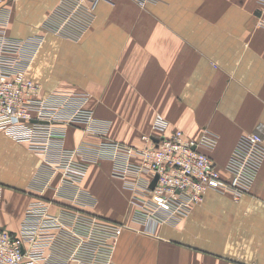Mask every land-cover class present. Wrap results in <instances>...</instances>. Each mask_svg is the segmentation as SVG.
Wrapping results in <instances>:
<instances>
[{"label": "crops", "instance_id": "1", "mask_svg": "<svg viewBox=\"0 0 264 264\" xmlns=\"http://www.w3.org/2000/svg\"><path fill=\"white\" fill-rule=\"evenodd\" d=\"M63 3L2 0L0 30L13 40H39L27 74L42 94L88 93L63 139L67 150L83 147L74 161L86 174L72 186L41 154L0 131V228L18 234L30 204L42 200L66 228L53 231L38 264H98L103 255L83 229L86 219L96 220V232L104 235L120 226L111 238L114 264H264V154L250 189L237 200L208 189L177 223L146 233L134 191L148 197L150 176L114 175L120 158L111 157L108 144L143 146L141 136L160 114L169 130L193 138L213 133L214 146L203 150L228 176L224 167L239 138L264 126L257 1L161 0L141 7L134 0H99L89 28L76 39L54 29L52 16ZM91 119L106 123V132L85 134ZM78 230L80 240L73 235Z\"/></svg>", "mask_w": 264, "mask_h": 264}, {"label": "built area", "instance_id": "2", "mask_svg": "<svg viewBox=\"0 0 264 264\" xmlns=\"http://www.w3.org/2000/svg\"><path fill=\"white\" fill-rule=\"evenodd\" d=\"M98 1L64 0L58 15L52 16L54 29L66 37L79 38L89 28ZM134 1L144 7L161 0ZM256 1L259 5L257 25L264 27V0ZM38 44V39L13 40L0 30V131L16 141L25 142L31 150L42 155L43 163L60 171L64 181L76 186L86 174V166L74 161L83 147L67 150L63 139L66 126L85 106L89 95L68 90L42 94L41 85L27 74L30 56ZM15 47L19 51L12 49ZM107 127L106 123L91 119L83 131L95 136L104 134ZM169 127V121L156 114L150 132L141 136L143 146L108 141L111 157L120 158L113 169L114 175L124 177L145 172L150 176L147 178L148 197H144V190H137L132 184L129 186L136 189L134 198L143 203L137 215L146 233L154 232L162 222L177 223L202 200L208 189L230 192L237 200L250 189L264 154V126L258 125L239 138L224 167L228 176H224L203 150L214 146L213 133L204 131L198 138H193L179 128L169 130ZM102 157V154L95 155L94 159ZM155 177L153 186L149 187ZM48 204L42 200L33 201L18 234L0 228V264H38L44 257L53 240V231L66 228L61 218L49 212ZM80 222L84 231L94 236L92 246L103 255L98 264H114L109 258L111 238L120 226H113L110 229L113 233L104 235L96 232V220ZM80 230L73 232L79 240L82 238Z\"/></svg>", "mask_w": 264, "mask_h": 264}, {"label": "water", "instance_id": "3", "mask_svg": "<svg viewBox=\"0 0 264 264\" xmlns=\"http://www.w3.org/2000/svg\"><path fill=\"white\" fill-rule=\"evenodd\" d=\"M155 180H156V177H155L154 180L152 181V183H151V187L153 186Z\"/></svg>", "mask_w": 264, "mask_h": 264}]
</instances>
